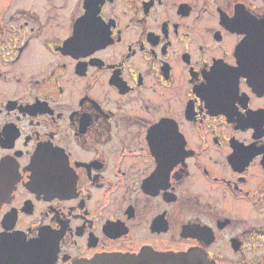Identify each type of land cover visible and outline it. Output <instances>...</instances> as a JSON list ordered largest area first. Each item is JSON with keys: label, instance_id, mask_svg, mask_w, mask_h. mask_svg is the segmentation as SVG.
I'll return each instance as SVG.
<instances>
[{"label": "flooded vegetation", "instance_id": "obj_1", "mask_svg": "<svg viewBox=\"0 0 264 264\" xmlns=\"http://www.w3.org/2000/svg\"><path fill=\"white\" fill-rule=\"evenodd\" d=\"M47 237L264 264V0H0V264Z\"/></svg>", "mask_w": 264, "mask_h": 264}, {"label": "water", "instance_id": "obj_2", "mask_svg": "<svg viewBox=\"0 0 264 264\" xmlns=\"http://www.w3.org/2000/svg\"><path fill=\"white\" fill-rule=\"evenodd\" d=\"M47 250V264H53L54 247L49 237L43 239ZM34 246H30L33 249ZM72 264H213L207 262L201 252L191 250L181 254L144 251L139 255H100L90 260L77 259Z\"/></svg>", "mask_w": 264, "mask_h": 264}]
</instances>
